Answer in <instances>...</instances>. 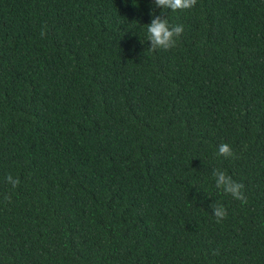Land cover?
Segmentation results:
<instances>
[{
    "label": "trees",
    "instance_id": "obj_1",
    "mask_svg": "<svg viewBox=\"0 0 264 264\" xmlns=\"http://www.w3.org/2000/svg\"><path fill=\"white\" fill-rule=\"evenodd\" d=\"M0 264H264V0H0Z\"/></svg>",
    "mask_w": 264,
    "mask_h": 264
},
{
    "label": "clouds",
    "instance_id": "obj_2",
    "mask_svg": "<svg viewBox=\"0 0 264 264\" xmlns=\"http://www.w3.org/2000/svg\"><path fill=\"white\" fill-rule=\"evenodd\" d=\"M154 4L164 10L177 12L194 8L197 0H154ZM183 31V25L172 26L166 17L155 15L153 12V19L147 24V40L151 42L150 49L153 52L158 49L171 50L177 46ZM46 32L47 26L45 25L40 32L41 38H45ZM216 155L224 158H236V153L227 143H222L218 146ZM212 175L217 189L230 195L233 199L247 203V196L244 193V185L242 183L234 180L231 175L219 168L214 169ZM5 180L13 188L18 187L21 182L19 177H13L11 173L5 177ZM4 200L5 202H10L11 197L5 195ZM212 208L216 222L221 223L228 215L226 208L223 204H216Z\"/></svg>",
    "mask_w": 264,
    "mask_h": 264
}]
</instances>
